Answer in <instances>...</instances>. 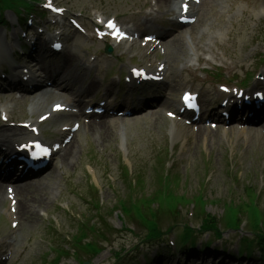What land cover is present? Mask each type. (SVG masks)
Here are the masks:
<instances>
[{"label": "rangeland", "instance_id": "1", "mask_svg": "<svg viewBox=\"0 0 264 264\" xmlns=\"http://www.w3.org/2000/svg\"><path fill=\"white\" fill-rule=\"evenodd\" d=\"M55 2L65 7L66 16L55 21L46 15L38 25L46 28L52 36L62 30L63 54L44 58V54L39 52L33 55L36 58L32 57L37 60L34 63L36 68L45 65L51 73L57 69L60 74L56 80L65 81L72 90L65 91L59 86L55 89L58 93L48 96L41 95V91L35 92L34 88L22 90L0 81V107L7 105L8 117L4 123L0 121V135L19 128L8 127L9 123L35 119L37 113L31 114V109L36 103L50 105L54 100H63L68 104L78 100H97L101 95L110 97L111 105L128 102L124 77L131 65L147 67L156 61L164 62V82L159 87H152L151 94L160 96L158 92H161L166 96L163 104L143 107L129 117L110 116L86 123L82 116L81 126L69 146V157L64 159L62 152L58 153L48 171L30 181L32 184L26 194L15 193L17 205L21 203L20 212L15 215V228L10 226L11 219L7 216L6 200L1 197L4 191L1 190L0 264H48L54 256L49 249L53 239L55 244L69 249L68 239L75 234L76 220L91 216L88 212L90 206L83 199L92 195L90 184L96 183L99 189L97 197L103 206L112 207L117 197L127 192L128 184L122 167L125 164L131 180L139 172L144 193L157 188L160 173L169 169L176 175L185 196L199 193L204 196L207 212L219 217L224 201L240 202L255 190L259 194L258 205L264 213V129L253 132L250 128L239 130L232 126L215 129L191 127L177 119H166L162 113L164 109L177 106L180 91L192 88L200 93L206 115L214 108L220 95L218 84L232 85L231 74L243 77L247 71L264 68V0H201L196 7V22L186 27L175 23L177 0H164L163 3H158V0ZM101 14L104 17L115 16L125 27L134 29L135 25L142 32L171 29L160 45L162 53L145 52V48L149 50L150 47H141L139 40L113 46L112 54H105V41L96 40L91 33L95 17ZM71 16L82 24L86 35L69 26L67 18ZM9 21L10 29L5 31L0 27V35L6 38L8 44L5 46L9 48L5 64L9 69L15 68L12 73H19L23 66L32 69L28 52L15 56L13 48L17 45L18 49L20 45V30L13 15H9ZM36 35L34 27L27 39ZM39 48L44 49L42 45ZM221 73L226 75L225 79ZM4 80H8V76ZM70 114L58 112L48 117L49 120L40 125L42 137L53 139L58 127L75 120V117L68 116ZM121 145L125 154L120 150ZM86 169L93 173L92 176ZM140 193L143 191L137 189L133 195L141 197ZM25 200L27 206L22 207ZM194 212L191 204L183 205L176 215L177 227L181 228L184 223L194 227L200 221ZM108 221L114 227L113 234L106 242H97L101 252L89 259L90 263L114 264V251L132 248L133 251L122 256V261L128 264L140 248L144 229L137 222L120 219L117 211L109 216ZM170 224V221L163 220L160 226L166 228ZM132 229L134 231L129 232ZM246 232L247 226L241 225L238 230H225L222 235L234 245V238ZM219 242L215 241V245L218 246ZM171 257L174 256H169L165 264H176L169 261ZM82 259L87 258L67 255L59 264H79ZM180 259L179 264H219L217 257L188 256ZM222 261L228 263L225 258ZM150 264H162V261L153 260Z\"/></svg>", "mask_w": 264, "mask_h": 264}, {"label": "trees", "instance_id": "2", "mask_svg": "<svg viewBox=\"0 0 264 264\" xmlns=\"http://www.w3.org/2000/svg\"><path fill=\"white\" fill-rule=\"evenodd\" d=\"M170 202L171 203L169 205H167V207L173 212V211H175L176 206L172 203V200ZM248 207H249V204L247 203V204L244 205L242 210H246V209H248ZM260 220L264 224V220H262V219H260ZM147 221H148L147 222L148 232L152 235V237H157L158 238L164 233L162 231V229H160L158 227L157 221L156 220L154 221L152 217L149 220H147ZM202 226H203L202 228L204 230L213 229V231H216L213 217L207 216V218L203 222ZM252 226H253L252 227L253 231H255L256 234H259L258 237L256 236V239L258 240V242L260 244L264 245V236H263V234H261V230L257 229L258 228L257 221L252 222ZM169 230H170V227H167V229L165 231H169ZM193 233H194V230L183 228L181 234H179L180 235L179 236L180 241L193 243L194 242ZM249 243H251V242H249Z\"/></svg>", "mask_w": 264, "mask_h": 264}, {"label": "bare ground", "instance_id": "3", "mask_svg": "<svg viewBox=\"0 0 264 264\" xmlns=\"http://www.w3.org/2000/svg\"><path fill=\"white\" fill-rule=\"evenodd\" d=\"M163 1L164 0H158V3L159 2L160 3H163ZM0 51H1V53L4 52L3 45H0ZM38 106H40V105H38ZM66 118L67 117H65V119ZM16 137L19 138L21 142H24V140L26 138L33 139L35 136L32 133H30V132H26L25 129L19 128V129H16V130H10V132L2 135V137H0V142H1L2 146H6L7 148H9L8 142L10 140L15 141L16 140ZM64 154H65L64 159H67L69 157V155H70L68 151H66ZM22 191L23 192H28L29 189H23ZM25 203H26V200L22 203V207H26L27 206ZM20 205H21V203L18 206V210H19Z\"/></svg>", "mask_w": 264, "mask_h": 264}, {"label": "snow or ice", "instance_id": "4", "mask_svg": "<svg viewBox=\"0 0 264 264\" xmlns=\"http://www.w3.org/2000/svg\"><path fill=\"white\" fill-rule=\"evenodd\" d=\"M110 26H113L114 27V25H111V22H110Z\"/></svg>", "mask_w": 264, "mask_h": 264}]
</instances>
